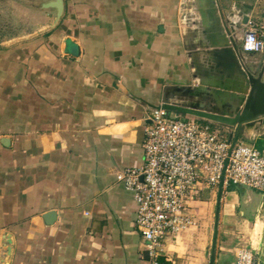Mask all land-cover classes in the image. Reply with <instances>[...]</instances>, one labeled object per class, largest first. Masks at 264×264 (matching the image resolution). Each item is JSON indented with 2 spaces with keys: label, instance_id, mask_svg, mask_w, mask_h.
I'll use <instances>...</instances> for the list:
<instances>
[{
  "label": "crops",
  "instance_id": "1",
  "mask_svg": "<svg viewBox=\"0 0 264 264\" xmlns=\"http://www.w3.org/2000/svg\"><path fill=\"white\" fill-rule=\"evenodd\" d=\"M246 3L206 0V27L187 0H66L55 28L4 45L37 31L39 21L13 12L30 24L0 36V264H151L134 194L117 174L143 166L145 118L158 106L229 109L202 90L222 70L210 34L230 58L260 62L238 41L264 0ZM254 191L228 188L220 231L259 220ZM216 196L203 197L197 226L169 240L162 261L210 264L205 225Z\"/></svg>",
  "mask_w": 264,
  "mask_h": 264
},
{
  "label": "built area",
  "instance_id": "2",
  "mask_svg": "<svg viewBox=\"0 0 264 264\" xmlns=\"http://www.w3.org/2000/svg\"><path fill=\"white\" fill-rule=\"evenodd\" d=\"M243 51L264 50V23L246 25ZM144 164L125 168L117 180L133 192L135 225L151 264L161 259L167 242L198 224L203 197H220L231 185H244L264 195V148L204 119L152 110L145 118ZM257 252L241 246L234 264H259Z\"/></svg>",
  "mask_w": 264,
  "mask_h": 264
},
{
  "label": "water",
  "instance_id": "3",
  "mask_svg": "<svg viewBox=\"0 0 264 264\" xmlns=\"http://www.w3.org/2000/svg\"><path fill=\"white\" fill-rule=\"evenodd\" d=\"M0 2L7 3L18 15L28 21H39L36 32L31 34L23 32L14 40L4 43V45H8L55 28L64 15L66 0H0ZM205 2L206 0H201L199 11L203 24L206 27H211ZM248 20L249 16L246 15L243 24H246ZM212 29L217 31V24L213 25ZM212 33L210 34V39L214 50L211 53L217 59L216 67L222 68V70L220 71V80H210L212 88H203L202 90L208 91L207 93L214 98L223 96L227 92L232 93V99L235 97L239 98L240 101L237 104L231 101V107L226 111L213 110L211 102H207L206 107L204 105L195 107L187 103L166 102L157 108H162L168 113L204 119L232 133L235 130V137H239L243 126L250 125L261 117L264 118V56L260 62L254 64L253 61L251 66H247L242 55H239L241 58L239 62V59L230 58L231 48H229L228 44L221 46V48L219 40L214 37L215 33ZM234 46L239 54V48L235 41ZM252 64H254V70H252ZM226 102L227 100H222V104H226ZM236 187L243 194L248 192V187L244 185L239 184ZM261 198L262 202H264L262 193ZM52 215L53 213L49 214V216ZM11 250L12 247L9 245V254Z\"/></svg>",
  "mask_w": 264,
  "mask_h": 264
},
{
  "label": "rangeland",
  "instance_id": "4",
  "mask_svg": "<svg viewBox=\"0 0 264 264\" xmlns=\"http://www.w3.org/2000/svg\"><path fill=\"white\" fill-rule=\"evenodd\" d=\"M190 4L188 7L189 13H191L195 18L200 16L199 11L196 9L198 6V0H187ZM256 0H246V4L249 6L254 4ZM1 13H0V36L13 34L21 29V27H28L30 22L18 19L13 13L14 10L5 2H0ZM185 6V5H184ZM248 8L245 9L247 11ZM258 12L254 13V19L258 23H264V7L259 6ZM251 12V11H249ZM15 19V20H14ZM18 19V20H17ZM239 32L241 33V38L238 41V45L242 51V44L244 41V26L241 24L239 26ZM24 29V28H22ZM264 30V28H263ZM254 58L257 60H262L264 56V50L262 52L253 53ZM252 70H254V64H252ZM228 102L229 99L225 98ZM227 107H231L226 104ZM234 135L236 131H233ZM264 136V118L261 117L254 123L250 125L243 126L239 133V138L245 142L252 143ZM228 191V190H227ZM248 193L256 194L254 189L248 188ZM257 195V194H256ZM226 196L223 195V197ZM223 197H215L217 199V210H215V205L212 210V216L208 225L205 227L208 230V243H209V254H210V264H234L237 256V252L241 246H248L253 248L254 252H257L255 256L257 257V262L259 264H264V214L262 213L257 222H253L246 226H232L229 232L224 233L219 230V212L221 210V200ZM245 213H251L254 210L253 206H245L243 208ZM218 215V219H217ZM217 219V220H216ZM214 257V262L212 263Z\"/></svg>",
  "mask_w": 264,
  "mask_h": 264
},
{
  "label": "bare ground",
  "instance_id": "5",
  "mask_svg": "<svg viewBox=\"0 0 264 264\" xmlns=\"http://www.w3.org/2000/svg\"><path fill=\"white\" fill-rule=\"evenodd\" d=\"M199 13H200V11H199ZM231 94L232 93H228L227 92L225 95L219 96V97H215V98H217V100H221L222 97H224V99L228 98L230 102L233 101L235 104H237L240 101V99L239 98H235V97L232 99V95ZM221 111H226V109H221Z\"/></svg>",
  "mask_w": 264,
  "mask_h": 264
},
{
  "label": "trees",
  "instance_id": "6",
  "mask_svg": "<svg viewBox=\"0 0 264 264\" xmlns=\"http://www.w3.org/2000/svg\"><path fill=\"white\" fill-rule=\"evenodd\" d=\"M174 114V113H172ZM178 115V114H175ZM256 145L257 148L259 149H263L264 148V136H261V138H259L258 140H256L255 142H252Z\"/></svg>",
  "mask_w": 264,
  "mask_h": 264
}]
</instances>
